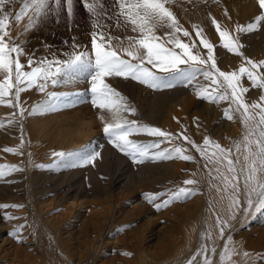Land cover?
<instances>
[{"label":"bare ground","instance_id":"obj_1","mask_svg":"<svg viewBox=\"0 0 264 264\" xmlns=\"http://www.w3.org/2000/svg\"><path fill=\"white\" fill-rule=\"evenodd\" d=\"M259 11L256 0H236L227 15L217 17L218 23L222 30H228L235 35V26L247 24L259 14ZM26 23L27 18H24L19 24L13 25L11 31L13 37H17V33L21 32L18 41L24 35L22 26ZM203 35L216 45V51L224 49L213 25L209 30H203ZM240 40L244 56H246L244 48L247 47L248 50H252L250 57L252 60H264V22L255 32L253 31V34L252 32L240 34ZM203 53H206V50ZM230 54L235 65L225 68V71L235 70L241 63L238 61V55ZM220 68L224 69L222 65ZM109 83L135 107L136 113L129 115V119L153 123L154 126L171 132L175 137H180L183 133L196 143H201L203 137L208 135L227 147L232 141L240 140L244 133L239 113H234V120L224 118L223 108L227 106L226 102L215 104L199 99L191 87L183 85L179 88L150 91L142 84L135 86V83L119 77L109 78ZM243 83L245 84L244 80ZM259 95L260 90L254 89L247 94V98L251 102L258 99ZM21 103L27 110L30 102ZM8 108L9 106L0 105V119L5 118L2 117L3 111H8ZM100 114L102 110L96 108L87 120L80 112L60 118L58 116L35 120L28 116L26 111L21 118L18 109L14 121L19 123L12 132L0 129V140H4L0 141V153L10 156L13 162H3L0 165H16L22 169L21 171H13L11 168L0 169L5 172V175L0 177V203L10 204V201H14L23 206L27 205L26 211L28 210L21 213L22 211L18 212L16 208H0V264H122L121 261L107 263L100 258L102 253H117L119 249L133 254L130 264H184V261L205 242L201 238V232L208 229L212 231L217 248L216 253L209 252L214 264H220L219 252L229 235L237 245V254L233 259L238 264H249L247 258L242 256L244 251L259 257L256 264H264V212H257L254 216L248 217L237 214L236 219L228 220L231 227L226 228L225 236L221 238L214 226V213L227 219L230 215L227 211V201L221 200V193L214 187L220 184L218 180L212 178L215 173L213 172L212 176L208 174V169L204 167L205 161L191 145L182 139L175 141L187 147L189 153L195 157L193 161L146 160L142 164H136L115 149L108 140L103 139L105 134L102 131V122L98 119ZM94 118H97L95 121L98 120V128L93 125ZM194 118L198 120L194 122ZM133 138L143 143L157 139L145 134ZM21 140L23 145L19 147L18 154L4 152L6 147L15 148L21 145ZM84 145L101 152V158L96 160L99 162L97 167L90 165L66 167L60 161L53 160L49 164V169L40 173L35 167L37 164L31 162L28 153V150L35 147L40 148L34 150V153L47 154L48 158H54L51 155L54 151L74 152L76 155L64 159V163H67L76 160L79 150ZM171 146L168 141L161 145L162 148ZM24 159L27 163H24ZM124 166L131 169L126 172ZM93 169L97 170L92 174L96 177V182L92 177L90 179L96 186L86 187V173H92ZM187 178L199 181L196 186L198 191L195 195L178 202L176 210L170 214L172 218L167 220L165 228H161L158 233L153 232L158 226L155 224L156 220L152 216L146 219L143 228L138 231L140 236L134 239L135 242L144 239L146 246L138 243V247L131 243L127 249V244L120 247L116 242L118 239L111 241L110 234L114 222L128 220L132 215L134 217L138 214L151 213L153 205L146 201L144 193H164L157 199V202H160L170 195V189L181 185ZM53 188L56 190H52ZM116 190L118 192H115ZM48 194L52 195L53 201L50 200L51 203L45 208L42 198ZM125 201L129 202L127 208L124 205ZM93 209L96 211L92 212ZM5 214L18 219H5ZM76 215H78L76 219L70 220ZM18 224L25 225L20 232L23 237L20 242L9 235ZM90 226L93 228L88 231ZM177 232L182 238V245L176 252L171 251L172 247L168 245H174L175 237L172 235ZM87 233L89 235L86 241L73 239L77 236L82 238ZM208 244L211 248L212 241ZM197 264H200V258Z\"/></svg>","mask_w":264,"mask_h":264},{"label":"snow or ice","instance_id":"obj_2","mask_svg":"<svg viewBox=\"0 0 264 264\" xmlns=\"http://www.w3.org/2000/svg\"><path fill=\"white\" fill-rule=\"evenodd\" d=\"M17 2H20V8L13 16L10 11L5 10V6ZM169 3L171 0H115L113 7L118 10L114 15L123 17L126 23L132 26L131 31L138 33V36H128L126 46L114 48L110 42L111 38L106 40L104 33L97 31V28L102 27L97 19L101 10L106 11L104 5L99 0H83V7L92 17L97 18L92 20L91 50L81 49L80 45L73 43L72 51L65 53V59H60L55 53L52 54V59L45 57L38 61L29 56L28 70H25L26 65L22 63L21 57L26 53L21 43H18L21 32L17 33V37L11 35L10 19L19 24L22 19L27 18L22 31L31 30L50 16H56L59 20L64 8L71 19L74 13L73 0H0V105L19 109V116L23 118L26 110L21 106L22 92L36 88L44 94V100L32 105L31 111L28 112V115H32L36 111L50 108L51 102L58 97L56 92L47 90L49 84L55 86L74 82L78 78L86 79L90 86L92 106L102 110L98 119L102 122V131L108 142L134 163L172 159L193 161L195 157L183 143H176L177 139H182L199 153L205 161L204 167L208 169V174L212 176L214 172L212 178L220 182L214 187L221 193V200L227 201V211L230 214L227 219L214 213V226L223 238L226 228L231 227L229 219H236L237 214L248 217L257 212H264V60L255 61L244 56L240 40V34L255 31L264 22V0H256L259 14L247 24H237L235 35L228 30H222L215 18L211 21L221 46L227 52L243 57V62L232 71L222 70L218 66L216 45L203 35V29L199 26L193 25V29L199 38V45L206 53L193 51L197 48L195 42L190 44L181 39V34L183 37H190V33L167 6ZM159 29L164 30V37L157 34ZM117 77L130 78L154 90L169 89L182 84L191 87L199 99L215 104L226 102L223 116L234 120V113L240 114V122L244 128L242 138L232 141L227 147L208 135L203 137L201 143H196L187 134L182 133L180 137H175L171 132L159 127L129 119V115H135L136 109L126 96L109 83V78ZM245 78L250 86L243 83ZM254 89L260 90V95L258 99L250 102L247 94ZM15 118L16 113H13L12 119L7 123H13ZM197 120L198 118H194V122ZM3 126L4 122L0 121V127ZM139 134L157 139L143 143L133 138ZM165 141L172 146L162 148L161 145ZM22 145L23 140L21 145L15 148L6 147L4 151L18 154ZM51 155L63 166L77 167L94 165L102 154L84 145L75 161L64 163L65 158L76 155L72 151H54ZM35 167L45 165L37 164ZM4 168L22 170L16 165H0V169ZM4 175L5 172L0 170V177ZM198 183L195 178L184 179L181 185L169 190L167 199L160 202H157V199L164 193L147 192L144 196L146 201L159 211L173 201H181L195 195ZM21 207V204L0 203V208L3 209ZM5 219L18 217L5 214ZM24 227L25 225H15L9 235L18 242L22 241L20 232ZM201 238L205 242L184 261V264H197L198 258L200 264H214L209 252L214 254L217 248L211 229L202 231ZM209 241H212L211 248ZM236 254L237 245L229 235L219 252L220 264H238L233 259ZM242 256L247 258L249 264H256V259L259 258L247 251L242 252Z\"/></svg>","mask_w":264,"mask_h":264},{"label":"rangeland","instance_id":"obj_3","mask_svg":"<svg viewBox=\"0 0 264 264\" xmlns=\"http://www.w3.org/2000/svg\"><path fill=\"white\" fill-rule=\"evenodd\" d=\"M236 0H171V3H169L167 6L174 12L175 16L179 20L180 24L183 25L185 29H187L190 33V37H183L181 34V39L184 40L187 43H193L197 45L196 49H193V51L200 50L202 53L205 49L202 48L201 45H199V38L196 36L195 30L193 29V25H197L203 30H209L210 27L213 25L211 23L212 19L215 18L218 22V16H224L227 15L225 13H229V10L234 5V2ZM91 2V0H89ZM101 4L104 5V9L106 11L101 10V15L97 18L92 17L87 10L83 7V0H73L74 5V13L71 19L67 16L66 8H64L61 11L59 20L56 16H50L47 20L41 21L38 25H36L34 28L28 31H23L24 35L21 40L18 41V43H21L22 47L24 48V51L26 53L25 56L21 57L22 63L26 65L27 68V59L29 56H31L34 60H40L42 58L47 57L48 59H52V54L55 53L56 56H58L60 59L67 58L65 53H68L72 51L71 45L73 43L80 45L81 49L87 48L89 51L91 50V37L90 33L93 31L92 27V20L97 19V22L102 27L97 28V31H102L105 35V39L107 40L109 37L111 38V44L114 48H118L121 45L126 46L128 44L127 37L128 36H138V33H133L131 31V25L126 23L125 19L123 17H119L114 15V13L117 12V8L113 7L115 5V0H99ZM230 5V6H229ZM20 8V2H17L13 5H6L5 10L10 11L13 16ZM227 8V9H226ZM228 11V12H227ZM16 24V22L12 19L9 21L10 29L13 30V25ZM256 31V30H255ZM254 31V32H255ZM158 35L161 37H164V30L159 29L157 32ZM253 34V31H252ZM166 39V38H165ZM245 49V55L250 58L251 57V51L248 50L247 47ZM216 51V50H215ZM217 57H218V66L221 65L225 68H229L232 64H234V58L232 55L227 52V50L222 49L220 51H216ZM238 61L241 63L243 62V57L238 55ZM239 63V65L241 64ZM129 80L133 83H135V86L140 85L141 83L132 80V79H125ZM245 85L250 86L247 79H244ZM145 87L146 85H143ZM182 84H177L173 88H179L182 87ZM89 83L84 78H78L74 82L71 83H61L57 84L55 86L49 84L48 91L56 92L58 94V97L51 102V107L47 110H39L36 111L32 115H28V112L31 111L32 105L42 101L45 99L43 93L39 92L36 88L28 89L21 93L20 101H23L25 104L30 102V104L27 106L26 114L28 116H31L35 120H43L48 118H54V117H64L66 115H69L74 112H80L84 114L85 119L89 117V115L93 112L94 108L91 104V95L89 92ZM150 88V87H149ZM148 86H146V89L150 91H161L166 89H149ZM171 89V88H169ZM79 93L77 96L76 94ZM151 98L152 96L149 95ZM22 105V103H21ZM18 109H14L12 107L8 108V111H3L2 117H5L3 119H0V121L4 122V126L0 127V129L5 130L7 132H12L13 128L16 127L17 123L19 121H14L11 124H8L7 121L9 119H12L13 113H16ZM93 121V125L98 128V120ZM16 120V118H15ZM150 125L154 126L153 123H149ZM157 127V125H155ZM106 137V138H105ZM103 139L108 140L107 136L103 135ZM4 141V140H0ZM13 141L14 140H8ZM40 147H35L30 150H28V153L30 154L31 162L34 164H42L45 165V167H37L38 171L42 173L46 169H49V164L51 161L56 160V158H48L47 154L42 153H34V150H38ZM50 151V150H49ZM6 152V151H4ZM8 153V152H6ZM8 162L13 163L10 160V156H5L3 153H0V163ZM24 163H27V160L24 159ZM99 165V162H95L94 165H90L91 167H97ZM125 171H129L131 168L128 166H124ZM97 172V170L93 169L92 173H86V180H85V186H96V177L92 175L93 173ZM94 181H92V179ZM90 180V181H88ZM52 190H56V188H53ZM115 192H118L116 190ZM168 195L166 198L167 199ZM43 201L45 208L48 206V203H51L53 201L52 195H46L43 196ZM127 199V198H126ZM125 199V200H126ZM51 200V202H50ZM27 202V201H26ZM70 202V201H69ZM69 206L72 204L69 203ZM178 202L181 201H173L171 202L167 207H165L162 210H156L155 207L151 206V213L149 215L144 214H138L133 217L130 216L127 219L119 220L113 223V230L111 231L110 237L111 241H115L119 243L120 247L122 248V244H127V249L130 248V244L133 243V245H136L139 247L138 243L142 244L143 246H146L145 240H136L137 237L140 236V231L143 227L142 225L146 221V219L149 216H152L153 219H155V224L158 225L153 232H159L161 228H165L167 224V220L171 219L170 214L176 210V207L179 205ZM10 204H19L14 201H10ZM129 202H124L125 208L129 207ZM68 206V207H69ZM27 205H24L21 208L18 209V212L26 213ZM96 211V210H95ZM94 209L92 212H95ZM85 215V212L83 216ZM78 215L74 216L72 219H76ZM93 227H88V231L92 229ZM87 235L80 238L77 236L76 238H73L74 240L79 241H86ZM172 237H175L174 245H168V247H172L171 251L179 250L180 246L182 245V238L179 236V232L176 234H173ZM124 242V243H123ZM133 250V249H132ZM135 252V251H134ZM125 253H130L127 250L119 249L117 253H102L100 258L102 260L109 262H116L121 261L122 264H130V261L132 260V253L130 255H126ZM137 255V253H135ZM139 257V253H138ZM115 258V259H114ZM134 258V257H133ZM129 260V261H128ZM128 262V263H127Z\"/></svg>","mask_w":264,"mask_h":264}]
</instances>
